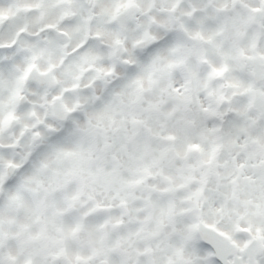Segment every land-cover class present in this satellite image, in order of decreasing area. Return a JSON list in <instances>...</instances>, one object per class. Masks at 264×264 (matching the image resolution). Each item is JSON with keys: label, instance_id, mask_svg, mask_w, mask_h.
<instances>
[{"label": "snow or ice", "instance_id": "obj_1", "mask_svg": "<svg viewBox=\"0 0 264 264\" xmlns=\"http://www.w3.org/2000/svg\"><path fill=\"white\" fill-rule=\"evenodd\" d=\"M0 264H264V0H0Z\"/></svg>", "mask_w": 264, "mask_h": 264}]
</instances>
